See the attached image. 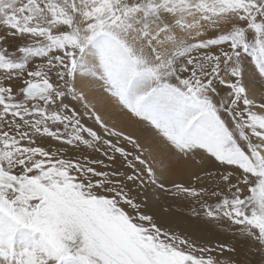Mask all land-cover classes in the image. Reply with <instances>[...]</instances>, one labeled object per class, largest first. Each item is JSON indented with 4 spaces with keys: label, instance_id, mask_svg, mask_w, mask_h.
<instances>
[{
    "label": "snow or ice",
    "instance_id": "snow-or-ice-1",
    "mask_svg": "<svg viewBox=\"0 0 264 264\" xmlns=\"http://www.w3.org/2000/svg\"><path fill=\"white\" fill-rule=\"evenodd\" d=\"M0 264H264V0H0Z\"/></svg>",
    "mask_w": 264,
    "mask_h": 264
}]
</instances>
